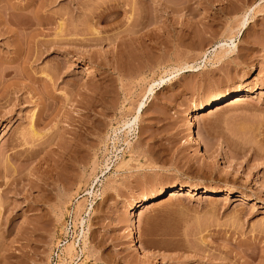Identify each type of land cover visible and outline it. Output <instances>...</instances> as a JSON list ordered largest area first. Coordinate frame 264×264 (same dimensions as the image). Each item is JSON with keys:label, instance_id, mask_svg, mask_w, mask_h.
Here are the masks:
<instances>
[{"label": "rangeland", "instance_id": "374dc122", "mask_svg": "<svg viewBox=\"0 0 264 264\" xmlns=\"http://www.w3.org/2000/svg\"><path fill=\"white\" fill-rule=\"evenodd\" d=\"M39 1L0 0V264H264V0Z\"/></svg>", "mask_w": 264, "mask_h": 264}, {"label": "bare ground", "instance_id": "6f19581e", "mask_svg": "<svg viewBox=\"0 0 264 264\" xmlns=\"http://www.w3.org/2000/svg\"><path fill=\"white\" fill-rule=\"evenodd\" d=\"M40 2V1H39ZM42 3H44L45 1H41ZM41 2H40V4H38V7H37V10L40 12H42V9H43V7H44V5L46 4H41ZM47 3H48V1H47ZM43 5V6H42ZM41 6H42V9H41ZM36 10V11H37ZM37 11V12H38ZM44 13V12H43ZM14 14H15V12H14ZM40 14V13H39ZM26 15V14H25ZM25 19V18H24ZM28 19V18H27ZM31 19H33V18H31ZM15 20V19H14ZM14 20H12V18L10 17L9 19H7V21L10 23V24H14V25H17L18 27H23V28H26V27H30L32 24H33V22L31 23V22H27V21H21L20 20V23H18V22H15ZM23 20V19H22ZM28 20H30V19H28ZM32 21V20H31ZM8 24V23H7ZM201 24H203L202 22H201ZM59 31H60V29H59ZM135 32H136V30H134ZM137 33V32H136ZM144 34V32L142 33V36H145V34ZM138 35V34H137ZM136 35V36H137ZM149 35V34H148ZM141 36V35H140ZM139 36V37H140ZM147 36V35H146ZM138 37V36H137ZM181 38H182V40H188V39H191L192 38V35L189 33V32H183L182 34H181ZM138 40V39H137ZM219 53V55H220V52H218ZM218 53H217V55H218ZM224 53H226V51H224L223 50V52H221V54L223 55ZM218 55V56H219ZM221 56V55H220ZM221 96H214V97H212V98H210L209 100H207V102L205 103V106H204V109H202L200 112H202V114H200V115H205L207 112H209V111H211L212 110V108L215 106V105H217L218 103H221L222 101H228L227 102V104H235V103H238V102H241L247 95H248V90H246V89H240V90H235V91H229V93L227 92V93H225V94H220ZM230 100V101H229ZM141 105H142V103H140L139 104V106L138 107H141ZM139 109V108H138ZM207 110V112H203V111H206ZM196 109H192L191 110V112H190V114H188V115H190L188 118L190 119V121H188V128L190 129L191 127V118L193 117V115H194V113H196ZM200 112H197V113H200ZM30 128H31V130H32V133L33 134H35V132H33V128H32V124H31V122H32V119H33V113L30 115ZM185 188L187 189V191H190V189L192 188L191 186H185ZM183 189V186H180L179 188H177V187H174V188H170V190H169V196H173V195H176V194H178V191H180V190H182ZM166 189H163V190H161V191H159L158 193H156V194H150V195H145V196H143V198L141 199V201L138 203V204H134L133 206H132V210L136 207V206H138V207H144V205L146 204V203H148V201H150L151 199H153V198H156V197H159L160 195H162V193L165 191ZM204 192L206 193L205 195H210L211 193H214V192H216V190H213V189H204ZM209 197V196H208ZM76 217V216H75ZM80 218V217H79ZM128 240H129V245L130 246H132V247H134V248H137L138 250L140 249V251L142 252V254L143 255H148L147 254V252H146V250L145 249H143L141 246H140V244H138V241H137V239H136V234H135V230H134V228L132 227L131 229H130V231H129V234H128ZM65 248V250H67V253L69 254V252L72 250V248H73V245H72V243L71 242H69V243H67L66 244V246L64 247ZM148 257V256H147Z\"/></svg>", "mask_w": 264, "mask_h": 264}]
</instances>
